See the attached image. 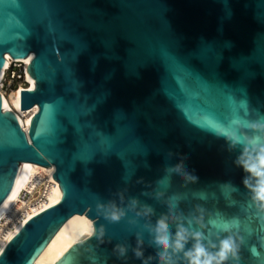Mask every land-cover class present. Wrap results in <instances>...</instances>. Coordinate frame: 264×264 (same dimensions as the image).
Returning a JSON list of instances; mask_svg holds the SVG:
<instances>
[{
    "label": "water",
    "instance_id": "obj_1",
    "mask_svg": "<svg viewBox=\"0 0 264 264\" xmlns=\"http://www.w3.org/2000/svg\"><path fill=\"white\" fill-rule=\"evenodd\" d=\"M32 53L27 129L0 93V205L22 162L53 165L63 195L0 264H33L77 213L94 233L56 264H160L161 218L173 239L188 230L172 264H188L195 233L209 252L239 236V264H264V211L242 166L264 145L252 127L264 125V0H0V73L7 54Z\"/></svg>",
    "mask_w": 264,
    "mask_h": 264
},
{
    "label": "bare ground",
    "instance_id": "obj_2",
    "mask_svg": "<svg viewBox=\"0 0 264 264\" xmlns=\"http://www.w3.org/2000/svg\"><path fill=\"white\" fill-rule=\"evenodd\" d=\"M34 54L20 58L30 63ZM11 56L7 54V62L0 73V85L5 78L6 69L10 65ZM26 84H20L8 94L0 90L3 106L14 111L25 129L30 126L33 115L38 111V105L30 109H22V90L34 89L36 82L28 69L24 76ZM23 168L18 183L8 198L0 205V254L9 241L22 229L26 222L43 210L58 203L63 195L59 182L54 177L55 167L44 166L33 162H22ZM30 193L28 199H23V193ZM44 195V199L36 194ZM94 222L86 214H75L70 217L56 232L49 243L34 260L33 264H56L76 242L94 233Z\"/></svg>",
    "mask_w": 264,
    "mask_h": 264
},
{
    "label": "clouds",
    "instance_id": "obj_3",
    "mask_svg": "<svg viewBox=\"0 0 264 264\" xmlns=\"http://www.w3.org/2000/svg\"><path fill=\"white\" fill-rule=\"evenodd\" d=\"M252 127H264V125L253 124ZM244 170L250 174L244 180L254 193L253 200L258 202L261 211H264V145L255 148V155H250L248 159L242 161ZM181 165H177L175 171L179 172ZM188 181H195L197 179L194 175L185 174L184 177ZM255 178V184H250L249 180ZM149 211H151L149 209ZM123 215V212L113 211L108 218L112 221H118ZM225 231L228 228L225 227ZM154 243L160 249L158 252L160 264H172V255L170 253H180L184 251L185 242L188 238V230L182 225L178 227L173 239L169 233L168 224L164 218H161L154 229ZM196 239V244L187 252H184L185 257L188 259V264H226L228 261H233L239 264L240 250L243 244L242 238L239 236L228 235L220 240L218 250L209 252L207 248L200 243L201 234H193ZM213 247H216L215 245ZM116 251L120 256L126 254V249L123 246L117 245ZM135 256L141 258L143 252L138 248L135 250ZM149 259H151L149 257ZM142 264H147V261H142Z\"/></svg>",
    "mask_w": 264,
    "mask_h": 264
},
{
    "label": "built area",
    "instance_id": "obj_4",
    "mask_svg": "<svg viewBox=\"0 0 264 264\" xmlns=\"http://www.w3.org/2000/svg\"><path fill=\"white\" fill-rule=\"evenodd\" d=\"M10 65L6 69L5 78L3 80V83L0 85V88L3 89L6 93L10 92L12 89H16L20 86V84H26L24 81V76L26 74V70L28 69V66L30 63L26 61H22L19 59H14L11 57ZM21 83H19L17 86L15 85V81L20 80ZM30 196L29 192H25L22 195L23 199H28ZM37 197H40L41 199H44V195H40V192L36 194Z\"/></svg>",
    "mask_w": 264,
    "mask_h": 264
},
{
    "label": "rangeland",
    "instance_id": "obj_5",
    "mask_svg": "<svg viewBox=\"0 0 264 264\" xmlns=\"http://www.w3.org/2000/svg\"><path fill=\"white\" fill-rule=\"evenodd\" d=\"M24 81H25V80H24ZM21 82H22L21 79H20V80H17V81H15V83H16L15 85L17 86V85H18L19 83H21ZM0 90H3V89L0 88ZM5 93H6V92H5ZM8 93H9V92H8ZM8 93H6V94H8Z\"/></svg>",
    "mask_w": 264,
    "mask_h": 264
}]
</instances>
